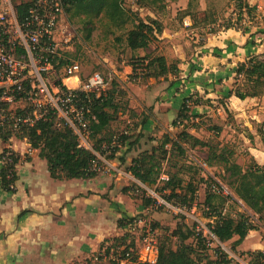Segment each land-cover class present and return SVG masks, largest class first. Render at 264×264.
I'll return each instance as SVG.
<instances>
[{"label":"rangeland","instance_id":"rangeland-1","mask_svg":"<svg viewBox=\"0 0 264 264\" xmlns=\"http://www.w3.org/2000/svg\"><path fill=\"white\" fill-rule=\"evenodd\" d=\"M238 3V0H166L162 4L139 6L135 0H124L123 6L133 13L132 18H135V21L142 19L153 23L156 27L160 25L162 28V32L156 34L147 49H138L135 52H132L133 50L126 43V33L133 27V20L125 28L118 29L109 25L106 20L94 19L88 22L84 16H76L73 11L65 10L57 32V39L61 41L60 52L65 60H62L57 65L56 72L50 75L51 92L55 95L56 89L53 87L59 85L60 82L66 87L77 86L75 79L65 80V63L69 61H76L81 65L82 81L94 73L103 75L106 85L100 94L111 93L113 95V106L109 108L113 119L106 131L94 138L91 136L89 139L90 145L96 149L100 164L102 157L108 158L113 153V150H107L110 140L111 142L116 140V147H118L122 143L123 136H129L131 139L138 136L141 119L149 116L144 112L142 118L136 112L134 114V110L129 107L132 101L126 87L127 83H134L133 87L137 91L152 80L174 81L175 78L181 76L182 64L192 60V51L195 47L204 43L209 34L222 29L230 27L242 32H250L254 27L259 26L258 32L264 34V15L260 12L262 8L255 7L252 13L248 14L246 9L240 10L237 7ZM173 40L176 41L174 45L171 44ZM183 53L186 56L180 58L179 55ZM161 55H166L167 63L173 67L171 72L164 77H148V68L140 78L135 76L130 69L126 71L128 65L137 70V61H150L151 58ZM174 66H177V69H174ZM150 71L156 73L158 70L154 67ZM235 82L236 80L233 81L232 90L236 88ZM227 98L225 96L215 99L216 102L209 103L205 111H194L189 119L181 121L173 130L165 128L163 133L158 134L160 137L152 136L153 143H146L150 151L153 147H159L155 155L161 164V173L169 177L176 175L183 180V186L191 181L197 187V198L194 205L191 208H183L167 202L159 192L165 184V181L159 177L156 184L152 186L139 182L143 186L139 189H136L138 187L136 183L130 182L129 188L133 191L130 196L133 200L127 199L125 203L131 211L137 210L139 206L143 208L138 210L139 212L134 216H129L124 209L122 214L128 215L123 217L124 219L140 217L151 222L153 229L156 230L157 246L167 241L171 246L176 247V238L169 235L178 223H186L191 227L199 225L203 235L207 237V247H209L207 253L211 258H215V251L220 249L229 256L231 264H254L259 258L257 253L259 251L264 253V221L260 220L259 215L237 197L231 188L233 179L224 170L225 163L214 155L223 152L231 162L240 164L244 169L254 163L264 166V143L260 133L264 128V120L254 123L255 134H252L245 122H242L241 118H237L236 115L242 113L245 117L244 113L247 112L248 119H245L256 122L253 120L256 119L255 105H239L235 107L236 110H230L226 106ZM27 105H29L27 102H23L11 108ZM258 115L264 119V104ZM129 118L133 119L130 123ZM182 131H189L194 136L208 141L211 144V150L207 147H192L184 141L180 142L184 152L176 145L161 146L166 136L176 140ZM99 139L103 141L98 146ZM125 145L126 143L122 144L121 148ZM164 149L168 150L166 158H164ZM118 157L121 160L124 158V167L128 168L132 156L126 158V155H118ZM208 157L212 158L213 165L211 166L208 164ZM214 181L220 185L219 191L222 193V198H216L215 202L222 208V213L235 218L244 214L256 227V230L250 231L245 241L239 246H234L238 239L237 236L227 242H220L209 230V224L213 223L214 218L205 216L204 201L208 193L213 190L218 191V186L214 185ZM144 198H152L156 202L144 208ZM180 207L184 213L179 212ZM124 234H129L137 242L140 261L153 262L156 260L157 253L148 250L142 242L146 228L136 230L124 228L120 236ZM120 242L118 241L109 252L102 254L99 251L96 257L95 254L91 255L94 263L117 264L116 257L121 250ZM189 242H194V240L190 239Z\"/></svg>","mask_w":264,"mask_h":264},{"label":"crops","instance_id":"crops-1","mask_svg":"<svg viewBox=\"0 0 264 264\" xmlns=\"http://www.w3.org/2000/svg\"><path fill=\"white\" fill-rule=\"evenodd\" d=\"M246 2L261 7L264 15V0ZM259 28L254 27L250 32L227 28L209 34L192 51V60L182 64L181 76L174 81L152 80L137 91L134 83H127L132 101L129 107L142 118L144 112L149 115L144 117L145 124L141 123L143 119L139 123L138 132L143 136L130 138L115 158L102 157L101 170L93 178L54 179L38 149H33L27 140L11 138L9 146L21 159L16 166V191H4L0 181V264H79L97 254L106 239L119 237L124 228L118 226V221L128 216L122 214L123 209L134 216L143 208L139 206L131 211L125 203L127 199L133 200L130 182L143 186L128 172L124 158L121 160L118 155L132 156L128 163L131 165L135 157L149 150L146 143H153L152 136L160 137L158 134L165 128L174 129V121L186 99L193 97L189 103L192 114L205 111L209 103L225 96L230 110L254 104L256 122L246 120L247 112L245 117L242 113L236 117L255 134L254 123L264 120L258 115L264 96L242 100L230 92L237 65L264 53V34L258 32ZM128 69L133 71L130 65ZM132 120L129 118L128 122ZM4 147L0 137V155Z\"/></svg>","mask_w":264,"mask_h":264},{"label":"trees","instance_id":"trees-1","mask_svg":"<svg viewBox=\"0 0 264 264\" xmlns=\"http://www.w3.org/2000/svg\"><path fill=\"white\" fill-rule=\"evenodd\" d=\"M63 1L67 12L73 11L76 16H84L88 22H92L94 19L106 20L109 25L111 24L121 29L125 28L133 20V27L126 33L127 46L133 51L147 49L152 39L156 37V34L162 32L160 25L156 27L153 23L145 22L142 19L135 21V18H132L133 13L123 6L124 0ZM135 1L139 6H151L162 4L166 0ZM238 1L237 7L240 10L246 9L248 14L252 13L255 7L250 6L248 2L243 0ZM190 5L191 2L189 3ZM263 58L264 53L254 55L237 65L235 76L236 88L231 90V94H234L242 100L248 97L264 96ZM154 67L158 70L156 73L150 71ZM174 67V69H177V66ZM147 68L149 70L148 77L157 78L164 77L170 73L173 67L167 63L165 56L161 55L151 58ZM62 89L67 91V87L63 84ZM91 98L93 111L97 119L92 122L91 126L92 137L94 138L106 131L110 126L113 114L109 108L113 106V95L111 93H108V95L101 94L99 96L92 94ZM190 101H193V97L184 101L178 118L174 121L175 126L181 123V121L190 118ZM11 111L14 115H24L32 112L33 106L29 104L25 107H16ZM146 120L147 118H144L141 123L145 124ZM260 133L264 143V128ZM142 136V132L139 133V137ZM0 137L5 144L0 158L2 161L7 159L0 169V181L4 191L15 192L16 181L18 180L16 166L20 162L21 156L9 146L10 140L13 137L27 140L33 149L40 151V157L47 161L50 174L54 179H90L97 175V171L92 169L93 161L97 159L96 154L91 150L79 146L77 136L72 128L64 124L61 126L58 125L55 110L53 109H50L47 116L36 120L33 125H24L17 131H13L10 127L0 130ZM139 137L137 140H139ZM130 138L129 136H123L120 146L116 147L108 158H115L121 145L129 141ZM102 141L103 139L98 140V146ZM182 141L189 143L192 147H207L211 150V144L208 141L199 139L189 131L179 133L176 140L166 136L161 146L165 147L169 144L172 146L176 145L184 152L180 145ZM108 143H111V140ZM133 143L131 142V144ZM158 149L159 147H153L151 151L146 150L141 152L132 160L131 165L127 168L128 172L143 184L149 186L155 185L162 174L161 164L155 155ZM94 150L96 149L94 148ZM167 152L168 150L164 149V158L167 157ZM8 153L10 155H7ZM215 156L221 162L225 163L224 170L233 179L231 188L237 197L258 214L260 220L264 221V166L259 163H254L244 169L240 164L231 162L230 158L223 152ZM208 164L210 166L213 165L211 157H208ZM164 183L163 187L159 189V192L167 202H172L183 208H191L194 205L197 198V187L191 181L183 186V180L173 175ZM214 185L218 186V191L213 190L208 193L204 201L205 216L214 218L213 223L209 224V230L220 242H227L237 236L238 239L235 241L234 246H239L245 241L250 231L256 230V227L252 225L250 219L244 214H240L237 218L223 214L222 208L215 202L216 198H222V193L219 191L220 185L216 181H214ZM139 188L138 186L136 189ZM155 202L156 200L152 198L143 199V203L147 207L152 206ZM132 220L133 218H121L118 221V226L126 228ZM169 236L176 238V247L171 246L167 241H163L158 246L157 258L153 262L139 260L137 242L129 234L106 239L101 245L100 252H109L115 247L118 241H121V250L116 257L117 264H121V261L125 259H127L126 264H231L229 256L220 249L215 251V258H211L207 253L209 249L207 247V237L203 235L201 230H197V227H191L186 223H178ZM190 239H193L194 242H189ZM94 256L96 257V254ZM257 257L260 259L257 258L254 264H264V253L262 251L257 253ZM93 259L90 257L79 264H98L94 263Z\"/></svg>","mask_w":264,"mask_h":264},{"label":"built area","instance_id":"built-area-1","mask_svg":"<svg viewBox=\"0 0 264 264\" xmlns=\"http://www.w3.org/2000/svg\"><path fill=\"white\" fill-rule=\"evenodd\" d=\"M64 13L63 0H0V130L10 127L17 131L24 125H33L53 109L58 125L72 128L79 146L97 156L89 143L92 122L97 120L91 95H101L106 85L103 75L94 73L82 81L81 65L69 61L65 63V80L75 79L77 86L67 87L64 91L63 83H59L53 87L55 95L51 92L50 75L65 60L60 52L61 41L57 39ZM136 65L138 68L133 69V74L140 78L147 72L148 61H137ZM23 102L31 104L33 111L14 115L11 107ZM116 146L117 142L113 140L107 150L112 151ZM5 161L7 159L3 165ZM92 169L101 170L98 157L93 161ZM160 179L168 181L169 177L162 173ZM179 212L184 213L181 207ZM126 228H146L142 242L148 250L157 253L156 230L151 222L133 217ZM197 228L201 230L199 225ZM126 263L127 259L121 261V264Z\"/></svg>","mask_w":264,"mask_h":264}]
</instances>
